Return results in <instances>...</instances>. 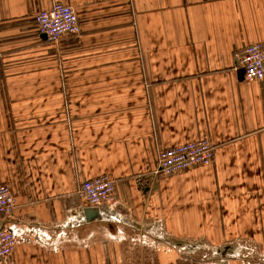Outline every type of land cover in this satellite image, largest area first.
Instances as JSON below:
<instances>
[{
  "label": "crops",
  "instance_id": "obj_1",
  "mask_svg": "<svg viewBox=\"0 0 264 264\" xmlns=\"http://www.w3.org/2000/svg\"><path fill=\"white\" fill-rule=\"evenodd\" d=\"M55 3L79 32L50 42ZM263 40L264 0H0L2 225L50 237L13 264H264V79L234 67ZM203 138L210 164L155 172ZM103 174L119 206L87 219L77 190Z\"/></svg>",
  "mask_w": 264,
  "mask_h": 264
},
{
  "label": "built area",
  "instance_id": "obj_2",
  "mask_svg": "<svg viewBox=\"0 0 264 264\" xmlns=\"http://www.w3.org/2000/svg\"><path fill=\"white\" fill-rule=\"evenodd\" d=\"M41 34L47 41L57 42L64 36L79 32L77 14L73 7L55 3L50 8L39 11L35 16ZM234 67L248 81L264 79V40L252 43L234 54ZM216 146L208 138L157 150L155 172L164 176L172 175L194 166L207 165L213 160ZM116 181L107 174L83 181L77 190V196L85 208H100L103 205L118 207L115 199ZM14 200L6 185H0V264H13L15 247L22 242L47 245L50 237L39 231L38 226L15 229L2 225L5 218L13 214ZM70 218V217H69ZM68 218V219H69ZM64 222L67 226L70 220ZM30 234L27 241L23 234ZM33 234L35 236H33Z\"/></svg>",
  "mask_w": 264,
  "mask_h": 264
},
{
  "label": "water",
  "instance_id": "obj_3",
  "mask_svg": "<svg viewBox=\"0 0 264 264\" xmlns=\"http://www.w3.org/2000/svg\"><path fill=\"white\" fill-rule=\"evenodd\" d=\"M93 209H90V208H85L84 209V214H85V216L87 217V219H89L90 218V215L89 214H92L93 213V215H95V213H94V211H92ZM92 215V216H93Z\"/></svg>",
  "mask_w": 264,
  "mask_h": 264
},
{
  "label": "rangeland",
  "instance_id": "obj_4",
  "mask_svg": "<svg viewBox=\"0 0 264 264\" xmlns=\"http://www.w3.org/2000/svg\"><path fill=\"white\" fill-rule=\"evenodd\" d=\"M251 255H252V253H251ZM249 259H250V260H252V259L254 260L255 258H250V257H249ZM258 261H260V259H259V260H258V259H257V260H254V262H258ZM249 264H255V263H253V262L251 261Z\"/></svg>",
  "mask_w": 264,
  "mask_h": 264
}]
</instances>
